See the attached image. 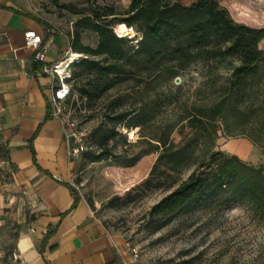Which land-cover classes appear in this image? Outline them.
I'll return each mask as SVG.
<instances>
[{"label":"rangeland","instance_id":"rangeland-1","mask_svg":"<svg viewBox=\"0 0 264 264\" xmlns=\"http://www.w3.org/2000/svg\"><path fill=\"white\" fill-rule=\"evenodd\" d=\"M60 2L76 7L112 6L120 19L130 0ZM39 4L45 15L70 35L80 15L59 9L48 0H40ZM234 16L253 26L264 25V0H246V12ZM117 23L120 28L122 21ZM80 41L94 48L97 35L83 30ZM258 47L264 50V40ZM80 56L74 65L87 57L82 53ZM236 64L234 59H225L216 64L193 63L172 72L163 60L131 56L124 63L125 73L111 76L107 82L111 86L94 101L80 97L71 80L72 94L63 103L62 112L84 133L85 149L74 158L69 182L93 215L118 238L121 247L129 253L131 247L137 250L132 264H264V218L249 205L214 204L176 215L161 226V221L148 220L151 207L185 180L201 157L200 151L190 155L186 164L167 169L166 175L151 173L162 143L177 146L189 140L188 116L222 99ZM87 78L92 77L83 79ZM250 88L253 94L237 103V108L251 101H264V74ZM134 111L136 114L130 118H117ZM218 126L214 150L236 154L264 169V147L244 136L227 135ZM232 144L246 145L247 152L232 151ZM98 154L105 155L90 160Z\"/></svg>","mask_w":264,"mask_h":264},{"label":"trees","instance_id":"trees-1","mask_svg":"<svg viewBox=\"0 0 264 264\" xmlns=\"http://www.w3.org/2000/svg\"><path fill=\"white\" fill-rule=\"evenodd\" d=\"M48 1L80 15L73 22L70 49L87 57L75 65L72 63L75 67L71 80L75 81L79 96L87 101H94L111 86L107 83L111 76L125 73L124 63L131 56L163 60L172 72L193 63L236 61L222 99L205 111L188 116L189 140L177 146L162 143L151 173L166 175L167 169L186 164L190 155L200 151L201 157L186 179L151 207L148 220L161 221V226L176 215L214 204L224 207L246 204L264 218V169L236 154L214 150L218 124L225 134L244 136L264 147V101L236 107L250 98L251 84L260 81L264 74V50L258 47L264 40V25L253 26L234 16L246 12V0H130L125 16L120 19L112 6L76 7L60 0ZM117 20L141 33L136 45L115 35ZM83 30L97 35L94 48L81 43ZM36 69L37 63L33 62L32 70ZM84 77L92 78L84 80ZM133 113H122L117 118H130L136 111ZM104 155L92 156L90 160H99Z\"/></svg>","mask_w":264,"mask_h":264},{"label":"crops","instance_id":"crops-1","mask_svg":"<svg viewBox=\"0 0 264 264\" xmlns=\"http://www.w3.org/2000/svg\"><path fill=\"white\" fill-rule=\"evenodd\" d=\"M39 1L0 0V264H132L69 182L75 157L50 114L54 79L38 62L32 70L23 31L40 34L46 63L71 52L70 35Z\"/></svg>","mask_w":264,"mask_h":264},{"label":"built area","instance_id":"built-area-1","mask_svg":"<svg viewBox=\"0 0 264 264\" xmlns=\"http://www.w3.org/2000/svg\"><path fill=\"white\" fill-rule=\"evenodd\" d=\"M123 24V29L119 28V23L113 28L116 36L127 39L131 44L136 45L141 39V33L133 26ZM24 43L35 50L34 61L41 64L40 73L51 76L54 79L52 85V97L50 99V114L52 118L59 120L63 126V137L68 145V154L76 157L85 149L84 133L76 129L62 112V105L72 94L71 65L73 62L66 61L67 54L58 61L46 63V47L40 34L32 29L23 31ZM59 179V178H56ZM60 180V179H59ZM131 259L135 260L138 252L134 247L129 248Z\"/></svg>","mask_w":264,"mask_h":264},{"label":"bare ground","instance_id":"bare-ground-1","mask_svg":"<svg viewBox=\"0 0 264 264\" xmlns=\"http://www.w3.org/2000/svg\"><path fill=\"white\" fill-rule=\"evenodd\" d=\"M80 56V53L77 52H69V54L67 55V59L66 61L68 62H74L76 59H78ZM230 149L234 152H240V153H245L247 152V147L246 145H237V144H232L230 146Z\"/></svg>","mask_w":264,"mask_h":264}]
</instances>
